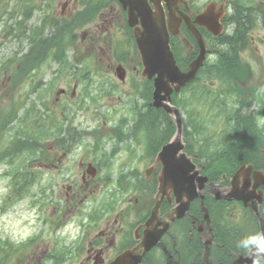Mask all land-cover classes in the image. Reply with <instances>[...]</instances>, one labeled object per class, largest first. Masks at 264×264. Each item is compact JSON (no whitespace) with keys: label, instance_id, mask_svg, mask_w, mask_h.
Here are the masks:
<instances>
[{"label":"flooded vegetation","instance_id":"af4514ba","mask_svg":"<svg viewBox=\"0 0 264 264\" xmlns=\"http://www.w3.org/2000/svg\"><path fill=\"white\" fill-rule=\"evenodd\" d=\"M35 2L28 16L27 0H0V59L3 58L5 51L7 54L9 52L21 54L29 50H37L35 45L27 43V32L40 33L42 30L36 24L45 23L51 26L58 23L54 29L57 35L66 36L68 40L74 36V24L69 19L73 18L79 0H45V2L35 0ZM190 5L189 0L188 7L185 4H181L180 7L184 11H189L194 17L200 10ZM115 19H117L116 22ZM185 22L183 20L182 26ZM125 26L123 10L119 5L109 22L105 21L102 24V31L115 27L117 28L116 36L122 37L126 33ZM89 34L91 35V30ZM97 37L100 36L97 35ZM70 46L71 44L65 50ZM14 65L22 69V64L14 62ZM10 68L9 61L0 60V84L8 91H11L10 83L13 80ZM19 76L20 78L23 76L21 71ZM74 94L75 91L66 92L63 96L69 97ZM24 97L25 95L22 96ZM56 99L59 100L58 97ZM1 109L2 106H0ZM54 129L56 131L54 140L47 152L51 156V161L40 162L41 165L50 166L52 169L62 166L63 170L65 165L77 164L78 166L73 175H68L72 178L68 182L63 203L64 217L69 211L79 208L85 198H90V195L98 192L100 185L96 181L98 177H103V174L100 172L98 163H94L91 159L92 152L88 149L89 143H78L79 136L73 137L70 134V130H73L71 128L68 129L66 138L62 134H57V126ZM108 146H111L110 141ZM153 173L150 175L145 170L142 173L145 177H133L136 183L131 189L132 194L127 188L128 182L126 181V188L123 190L126 198L119 200L121 205L105 208L106 213L101 216L100 220L79 223L78 232L80 234L73 244L74 260H71L70 264H108L125 250L143 255L140 264L229 263L238 253L244 252L251 242L252 235L245 222L246 210L249 211V207L236 198L214 201L216 212L214 222L211 217L212 232L204 222L193 221L187 216L171 222L168 226L164 225L161 220L148 226L147 221L151 216L155 202L154 192L158 184V181L155 182L158 177H151ZM232 176V173L221 175L225 177L220 180L223 188L230 186ZM240 177H253V175L243 174ZM120 181L124 180L120 178ZM174 202L168 198L162 201L160 217L175 205ZM56 208L57 205L54 211ZM212 233L208 257L206 241L211 239ZM145 245H150L146 251Z\"/></svg>","mask_w":264,"mask_h":264},{"label":"trees","instance_id":"16d2710c","mask_svg":"<svg viewBox=\"0 0 264 264\" xmlns=\"http://www.w3.org/2000/svg\"><path fill=\"white\" fill-rule=\"evenodd\" d=\"M231 16L235 26V34L223 37L222 42L228 45V50L220 57V65L214 69L217 73L216 76L222 80L221 88L218 87L214 91L208 84L201 83V78H205L208 74L206 69H203L201 76L196 79L198 87H194L195 85L190 83L182 89L181 95H173L174 103L188 113L189 124H191L190 121L195 125L196 122L198 123V126H193V129L189 131V136H193L194 132L197 131L200 135H204L202 139H197L198 142L196 143L201 141L198 151L201 152L200 156L206 159V173L209 175L216 171L218 174L222 173L227 165H233L238 158H249L259 164L255 160V151L250 150V155H248L245 145L249 144V149H251L255 147L250 145V143H264V129L257 123L256 113L243 112L244 108L247 109L253 101H258L259 98L254 92L250 93L247 90L248 88L242 90L239 85L240 81L248 78L249 72L248 67L241 65L242 60L239 52L248 46V32L258 26V19L260 18L264 21V6L254 4V0H234V9ZM172 48L180 66L183 69L186 68L194 55L181 57L175 43ZM62 54L63 52L56 54L59 62L67 63L66 57L64 59ZM35 56L36 54L29 56L27 61H35ZM63 59L64 61H62ZM212 67L209 73L212 71ZM197 88H199V92ZM206 96L211 98L208 102L203 103L206 101L204 98ZM146 99L145 104H148V100L151 99V92H149ZM153 109L148 107L147 111L149 112ZM146 114L148 115L149 113L146 112ZM147 115H144V113L137 115L138 122L136 124L138 125L139 123V127L150 137L160 126L157 123V117H154L155 119L151 121L146 117ZM47 125L49 123L42 115V120L39 118L35 119L28 130H32V128L38 129L40 126L43 135H45V132L49 130L46 128ZM171 125L169 128L170 135L174 132V126ZM158 133L160 131L155 132L156 135ZM227 143L237 144L226 148ZM191 148L195 149L196 147L192 144ZM210 167L215 170H209ZM21 168H24V166L17 167L14 172L13 184L16 192L20 189L24 190L27 183L26 180L21 179V175L25 174V171L21 170Z\"/></svg>","mask_w":264,"mask_h":264},{"label":"rangeland","instance_id":"374dc122","mask_svg":"<svg viewBox=\"0 0 264 264\" xmlns=\"http://www.w3.org/2000/svg\"><path fill=\"white\" fill-rule=\"evenodd\" d=\"M103 17H99L98 20L93 19V22L90 24V30H91V42L90 46L89 44L83 43L79 38L77 39V48L76 54L73 55L75 58L79 59H87L88 61H91L94 65H92L93 68L99 67L100 71L104 74L101 76H95L97 79L102 80V77H107L109 80H111L113 88L112 92L109 94L111 88H104V93L107 94L105 96H102L100 99L96 100L97 103L93 104L94 102L88 101L86 105L81 108L80 110H77L72 125H77L81 128L97 125L101 121H114L122 114H127L128 109H132V107L136 106L138 103H142V98L137 94V91L134 92V84H139L140 88H143L145 85L144 81L141 80L140 76V69L141 65L139 64L138 59L136 58V55L133 52H129V61L125 63V65H128L131 68V74L129 77H127V81L121 82L115 74H108V68L109 65L113 63L114 58H117L118 51L115 48H107L103 45H96L95 44V38L97 35L103 38V34L106 37L107 36V30H103L102 24L106 21L108 22V17L110 15L109 10H105L102 13ZM83 33V32H82ZM101 33V34H100ZM109 38V36H107ZM252 45L251 48L246 52L245 57L252 62L253 65V72H252V84L257 83L255 87L259 89L260 93L264 94V26L260 28H256L252 32ZM187 49V47H186ZM128 50V49H127ZM114 52V53H113ZM70 55H72V52H69ZM133 56V58H132ZM96 63H98L96 65ZM54 68L56 65L53 66ZM45 81H49L48 79ZM44 81V83H45ZM75 82L72 80H67L66 78H63L60 80V82L53 88V94H55V91L58 88L64 87L68 88L70 91H72V88L74 86ZM116 86V87H115ZM30 86L28 84H24L22 86V90H29ZM46 88V87H44ZM117 89V91H116ZM19 90V89H18ZM50 85H48L46 94L50 93ZM97 92L101 93V90H98ZM77 93H80V87L77 89ZM13 97L16 96V94H11ZM130 95H135L134 99L130 98ZM2 96L5 100H0V105L8 104L11 99L10 96L6 97L5 90H2ZM49 96V95H48ZM264 97V95H263ZM30 98L32 100H37L35 98V94L30 95ZM72 100V105L77 101V98L70 97ZM50 100V106L51 104ZM63 100V99H62ZM75 106V105H74ZM73 106V107H74ZM55 108V107H53ZM251 108H254V111L261 110V113L263 114V117L261 118V124L264 125V102L263 100H258L255 103L252 104ZM40 109V108H39ZM40 110H43L42 108ZM22 111V110H21ZM43 113V112H42ZM64 113V112H63ZM109 117V119L107 118ZM58 120H62L61 117L58 118ZM97 128V127H96ZM107 128V127H106ZM62 135L65 134L64 131L61 132ZM6 138L9 140L13 139V134L9 133L5 135ZM86 141L91 140L85 137ZM70 143V142H69ZM75 143L77 141L75 140ZM78 143H84L83 140H80ZM89 147L92 145L89 142ZM34 159L38 157L36 154L35 156H32ZM35 165H37L39 162L35 160L33 162ZM9 166L6 165L5 169H8ZM44 176L38 177L36 183H33L29 191L31 193L18 199L15 201V203L11 206H8L6 209H2L4 197L10 192V181L11 177L9 176H0V237L2 239L9 238L11 241L19 242L20 240L28 237L29 235L35 233L38 229H41V240L38 243V247L32 249L31 251L25 252V254H19L15 256V261L11 264H28L32 263L34 261L35 253L37 255L47 254L48 246H50V243L53 244V248H56L58 244L56 243V239L61 242L70 243L72 241L73 233L75 232L76 222L81 220L82 212L79 210L74 209V213H70V215L64 217L62 219V222L64 223L62 228H56L54 231H52V234L50 233L51 230H49L45 226V222L41 220V214L38 212V209L34 206H31V203L34 198L31 196L33 194H39L40 189H45L48 186H52L49 189V192H51L48 195V202L50 203V206L52 205V200L55 196V191L59 188L61 182L59 180H62L66 177H53L52 172L46 169H43ZM2 171H0L1 174ZM71 177H67V179H70ZM65 194V193H64ZM46 215V214H45ZM43 223H42V222Z\"/></svg>","mask_w":264,"mask_h":264},{"label":"water","instance_id":"95a60500","mask_svg":"<svg viewBox=\"0 0 264 264\" xmlns=\"http://www.w3.org/2000/svg\"><path fill=\"white\" fill-rule=\"evenodd\" d=\"M124 9L128 10L129 22L134 25L138 19H141V26L135 28V36L138 43V48L142 57L144 68L142 71L143 76L151 79L154 78V90H153V102L156 107H163L169 113H175L177 115L178 134L172 140L163 147L160 151L157 161H162V171L160 177H169L168 183L172 185H181L184 183L185 177H194L191 174L190 169L194 168L190 166L189 162L185 164V161L175 159V154L179 149L184 147L181 143V131L182 120L179 111L176 107L172 106L166 100L171 101V93L179 91V89L185 85L191 78H193L203 64L205 57V44L200 34L194 30L201 47V54L199 57L190 64V69L186 72H182L174 60V55L170 49V32L178 33L180 21H175L173 14L176 8H172L169 5V23L167 24L166 17L160 5L162 0H152L158 11H152L149 6L148 0H120ZM209 12V11H208ZM204 23L209 26L210 29L217 32L212 25H217L211 17L205 16ZM181 157H186L185 153H182ZM191 169V170H192ZM196 172L195 174H197ZM241 169L236 173L240 174ZM181 177V179H180ZM183 178V179H182ZM264 183V179L261 181ZM259 185L256 184L255 188ZM236 196L242 198L246 202L249 197L243 195L241 192L230 193L228 198ZM255 210L258 211V205L255 206ZM128 254L120 256L113 264H136V261L128 260ZM131 255V254H129ZM264 256V224L262 223V237L251 248L249 254L245 257H241L234 261L232 264H254L257 259ZM124 259V260H123ZM139 260V258L137 259Z\"/></svg>","mask_w":264,"mask_h":264}]
</instances>
